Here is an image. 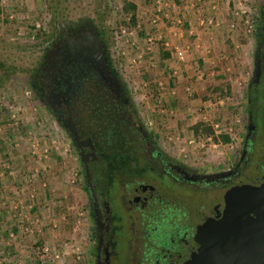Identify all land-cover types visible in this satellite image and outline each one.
<instances>
[{
    "label": "rangeland",
    "instance_id": "374dc122",
    "mask_svg": "<svg viewBox=\"0 0 264 264\" xmlns=\"http://www.w3.org/2000/svg\"><path fill=\"white\" fill-rule=\"evenodd\" d=\"M170 1L0 0V264H91L88 199L80 158L62 125L36 97L34 87L61 23H87L107 33L112 65L129 90L139 118L172 157L208 172L223 164L232 166L243 150L251 116L256 150L261 148L264 57L260 83L252 90L245 86L239 94H197L193 63H180L176 56V48L190 47L192 38L184 37L181 45L171 41L166 45L162 36V26L187 22L182 15L172 14ZM209 1L195 0L198 5L190 15H198L199 24L205 20L201 26L213 19L212 25L219 22L221 27V19L202 14ZM237 1L220 0L229 27ZM241 1L251 9L254 32L247 33L244 19L236 25L250 39L255 58L264 0ZM183 27L179 30L178 26L179 32L191 28L188 22ZM206 82L203 77L204 87ZM204 96L211 107L202 105L208 102L202 101ZM196 127H200L198 134ZM107 143L112 145L111 139ZM144 171L152 175L147 168ZM121 178L110 168L105 178L96 181L111 204L116 228L125 226L127 220ZM184 193L202 196L196 191ZM119 237L118 262L123 264L129 253L123 233Z\"/></svg>",
    "mask_w": 264,
    "mask_h": 264
},
{
    "label": "flooded vegetation",
    "instance_id": "af4514ba",
    "mask_svg": "<svg viewBox=\"0 0 264 264\" xmlns=\"http://www.w3.org/2000/svg\"><path fill=\"white\" fill-rule=\"evenodd\" d=\"M261 14L255 60L264 57V9ZM34 87L80 158L91 264H119V233L125 236L129 253L123 264H190L203 226L223 218L229 192L264 183V139L257 151L255 132L246 147L247 132L232 166L223 164L209 172L164 151L139 118L112 65L106 38L87 23L59 25ZM110 168L122 177L127 220L119 228L113 225L111 204L96 183ZM186 191L202 196L192 198Z\"/></svg>",
    "mask_w": 264,
    "mask_h": 264
},
{
    "label": "crops",
    "instance_id": "0c3cea01",
    "mask_svg": "<svg viewBox=\"0 0 264 264\" xmlns=\"http://www.w3.org/2000/svg\"><path fill=\"white\" fill-rule=\"evenodd\" d=\"M170 2L172 14L182 15L184 22L187 21L191 26L188 31L192 30L193 35H187L188 32H179L177 27L162 26V36L165 38L166 45H169L167 41L181 45L182 42H186L182 40L184 37L192 38L193 51L189 60L194 64H192L191 72V76L196 80L193 85L194 91L199 95L215 92H220L222 95L224 92L239 94L241 88L243 89L245 86L251 90L250 84L255 65L251 41L249 38H244L246 36L242 29L230 30L226 24L227 19H223L225 10L221 8L220 0H210L202 14H206L208 19L210 16H214L217 21L221 19V27L217 25L201 26L197 23L198 15H190L192 14L191 9L198 5L195 0H171ZM203 77L207 81L205 87L201 83ZM197 101L202 104V101H208V96H204L202 101L201 99ZM209 103L210 101L202 105L209 108L211 107Z\"/></svg>",
    "mask_w": 264,
    "mask_h": 264
},
{
    "label": "water",
    "instance_id": "95a60500",
    "mask_svg": "<svg viewBox=\"0 0 264 264\" xmlns=\"http://www.w3.org/2000/svg\"><path fill=\"white\" fill-rule=\"evenodd\" d=\"M261 75L257 57L251 88L260 83ZM255 130L251 117L246 147ZM198 244L190 264H264V183L230 191L223 218L203 226Z\"/></svg>",
    "mask_w": 264,
    "mask_h": 264
},
{
    "label": "built area",
    "instance_id": "2783aa9c",
    "mask_svg": "<svg viewBox=\"0 0 264 264\" xmlns=\"http://www.w3.org/2000/svg\"><path fill=\"white\" fill-rule=\"evenodd\" d=\"M202 0H197V2H201ZM233 14H234V21H232L231 25H230V30L235 31L237 29V25L238 24V20H242L244 19V24L246 25V27L248 28L247 33L249 34H253L254 32V25H253V17H251V9L248 8L246 5H244V3L241 0H238L237 3L235 2V8L233 10ZM205 20H201V25L205 24ZM237 22V23H236ZM176 25L178 24L179 26V30H181L182 28L184 29V23L181 20H177ZM214 23L213 19H210L208 21V25H212ZM216 25L218 26L219 23L217 22ZM177 26V28H178ZM178 30V31H179ZM182 32V31H181ZM189 34L193 35L192 30L188 31ZM192 47L188 46L185 49L183 47H177L176 48V56L177 59L179 60L180 63H187L189 61V55L190 52L189 50Z\"/></svg>",
    "mask_w": 264,
    "mask_h": 264
},
{
    "label": "trees",
    "instance_id": "16d2710c",
    "mask_svg": "<svg viewBox=\"0 0 264 264\" xmlns=\"http://www.w3.org/2000/svg\"><path fill=\"white\" fill-rule=\"evenodd\" d=\"M131 9L135 10L136 7L134 5H128ZM127 9V8H126ZM135 20V16L133 15V18ZM100 33L107 39L108 38V35L107 33L104 31V30H100ZM252 103V102H251ZM196 133L198 134L200 132V127H196L195 129ZM224 142L226 143H229L230 142V139L228 137H225L224 138Z\"/></svg>",
    "mask_w": 264,
    "mask_h": 264
}]
</instances>
